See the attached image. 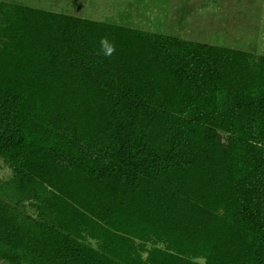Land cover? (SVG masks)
I'll use <instances>...</instances> for the list:
<instances>
[{"label":"trees","instance_id":"trees-1","mask_svg":"<svg viewBox=\"0 0 264 264\" xmlns=\"http://www.w3.org/2000/svg\"><path fill=\"white\" fill-rule=\"evenodd\" d=\"M0 157L3 264H264V54L0 1Z\"/></svg>","mask_w":264,"mask_h":264},{"label":"rangeland","instance_id":"rangeland-1","mask_svg":"<svg viewBox=\"0 0 264 264\" xmlns=\"http://www.w3.org/2000/svg\"><path fill=\"white\" fill-rule=\"evenodd\" d=\"M0 1L264 54V0ZM11 176L12 168L0 157V178Z\"/></svg>","mask_w":264,"mask_h":264},{"label":"clouds","instance_id":"clouds-1","mask_svg":"<svg viewBox=\"0 0 264 264\" xmlns=\"http://www.w3.org/2000/svg\"><path fill=\"white\" fill-rule=\"evenodd\" d=\"M110 51H111V49H109V54H110Z\"/></svg>","mask_w":264,"mask_h":264}]
</instances>
